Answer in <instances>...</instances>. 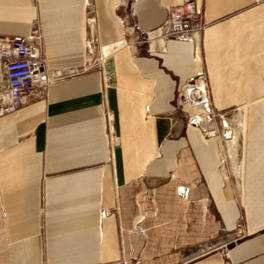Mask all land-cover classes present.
Masks as SVG:
<instances>
[{
	"label": "crops",
	"instance_id": "obj_1",
	"mask_svg": "<svg viewBox=\"0 0 264 264\" xmlns=\"http://www.w3.org/2000/svg\"><path fill=\"white\" fill-rule=\"evenodd\" d=\"M181 1L0 0L63 75L0 115V264H264V0H195L200 36L160 38ZM200 70L221 116L188 122Z\"/></svg>",
	"mask_w": 264,
	"mask_h": 264
},
{
	"label": "built area",
	"instance_id": "obj_2",
	"mask_svg": "<svg viewBox=\"0 0 264 264\" xmlns=\"http://www.w3.org/2000/svg\"><path fill=\"white\" fill-rule=\"evenodd\" d=\"M86 7L87 12L91 13L89 2H86ZM86 21L93 23L94 18L89 16ZM206 25L207 21L203 19L196 1L182 0L180 4L166 9L165 17L156 30L162 39L172 37L191 40L198 38ZM99 64L101 59H94L82 66V70ZM62 76L46 67L42 36L37 24L33 23L25 34L0 35V115L20 108L30 93L45 90L49 83ZM174 103L185 114L188 122L221 116L211 106L206 76L202 70L179 88ZM186 106L194 108L195 115H190L184 109ZM108 114L106 112L107 119ZM112 141L117 142V138L113 136ZM177 191L184 193V187L178 186ZM107 213L108 211H103V214ZM134 232L142 235L143 230L139 223L134 224Z\"/></svg>",
	"mask_w": 264,
	"mask_h": 264
},
{
	"label": "rangeland",
	"instance_id": "obj_3",
	"mask_svg": "<svg viewBox=\"0 0 264 264\" xmlns=\"http://www.w3.org/2000/svg\"><path fill=\"white\" fill-rule=\"evenodd\" d=\"M190 107L189 106H186L184 109L190 114V113H192V112H190V109H189ZM193 114V113H192ZM228 137L230 138L229 139V141L232 143V144H234V136H233V132L232 133H230L229 135H228Z\"/></svg>",
	"mask_w": 264,
	"mask_h": 264
},
{
	"label": "bare ground",
	"instance_id": "obj_4",
	"mask_svg": "<svg viewBox=\"0 0 264 264\" xmlns=\"http://www.w3.org/2000/svg\"><path fill=\"white\" fill-rule=\"evenodd\" d=\"M190 109V112H192L193 114H195V112H196V110L194 109V108H189ZM108 120H109V122H110V120H111V116H110V114H108ZM200 122V121H199Z\"/></svg>",
	"mask_w": 264,
	"mask_h": 264
}]
</instances>
